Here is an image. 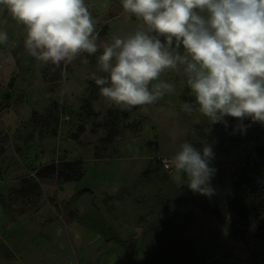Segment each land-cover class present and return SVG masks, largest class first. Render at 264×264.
Listing matches in <instances>:
<instances>
[{
  "label": "rangeland",
  "instance_id": "rangeland-1",
  "mask_svg": "<svg viewBox=\"0 0 264 264\" xmlns=\"http://www.w3.org/2000/svg\"><path fill=\"white\" fill-rule=\"evenodd\" d=\"M85 3L101 45L141 23L120 0ZM0 31V264H264V125L233 134L235 118L186 114L173 69L159 77L172 93L126 110L92 79L102 48L43 66L2 5ZM186 140L213 147L211 197L161 166Z\"/></svg>",
  "mask_w": 264,
  "mask_h": 264
},
{
  "label": "clouds",
  "instance_id": "clouds-1",
  "mask_svg": "<svg viewBox=\"0 0 264 264\" xmlns=\"http://www.w3.org/2000/svg\"><path fill=\"white\" fill-rule=\"evenodd\" d=\"M125 13L141 23L124 38L101 45L96 23L85 0H0L26 29L24 48L43 66L59 67L83 57H97L93 74L99 95L126 110L152 105L174 91L159 80L167 69L182 71L193 102L182 110L198 111L210 125L246 134L249 124L264 125V0H120ZM9 40L0 31V44ZM87 54V55H84ZM157 81L156 83H153ZM213 147L189 141L166 159L173 178L193 192L215 194Z\"/></svg>",
  "mask_w": 264,
  "mask_h": 264
},
{
  "label": "built area",
  "instance_id": "built-area-1",
  "mask_svg": "<svg viewBox=\"0 0 264 264\" xmlns=\"http://www.w3.org/2000/svg\"><path fill=\"white\" fill-rule=\"evenodd\" d=\"M166 159H167V158L161 159V162H160V163H161V166H162L164 169H166V170H171L170 167H167V166H166Z\"/></svg>",
  "mask_w": 264,
  "mask_h": 264
}]
</instances>
